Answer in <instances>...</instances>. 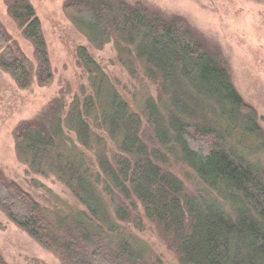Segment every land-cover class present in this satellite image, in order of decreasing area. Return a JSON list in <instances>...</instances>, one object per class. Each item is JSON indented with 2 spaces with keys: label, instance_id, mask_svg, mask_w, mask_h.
I'll use <instances>...</instances> for the list:
<instances>
[{
  "label": "trees",
  "instance_id": "1",
  "mask_svg": "<svg viewBox=\"0 0 264 264\" xmlns=\"http://www.w3.org/2000/svg\"><path fill=\"white\" fill-rule=\"evenodd\" d=\"M7 2L36 63L0 19V68L22 87L34 74L44 85L53 73L41 19L30 0ZM64 10L96 49L114 41L156 93L133 109L79 46L93 93L82 86L70 103L22 121L16 152L33 172L65 184L83 209L51 215L0 174V210L62 264H162L127 227H143L139 204L181 264H264V127L224 62L184 18L141 1L67 0ZM175 164L194 172L193 190ZM0 264H8L1 253Z\"/></svg>",
  "mask_w": 264,
  "mask_h": 264
},
{
  "label": "rangeland",
  "instance_id": "2",
  "mask_svg": "<svg viewBox=\"0 0 264 264\" xmlns=\"http://www.w3.org/2000/svg\"><path fill=\"white\" fill-rule=\"evenodd\" d=\"M66 1L30 0L41 19L48 43L53 73L51 80L41 85L34 74L33 80L22 87L0 68V174L8 183H15L49 209L51 215L56 211L67 213L69 209H83V206L73 192L53 175L37 174L18 159L16 130L22 121L48 113L54 103H70L82 86L93 93L88 75L78 63L77 48L85 46L89 49L133 109L144 94L150 90L156 93V86L149 82L142 70L134 75L124 65L114 41L103 49H96L77 30L65 14ZM127 1H141L166 16L184 18L206 48L227 66L236 88L245 101L256 108L264 127V0ZM7 3V0H0V19L36 63L34 47L8 13ZM67 133L77 142L74 133ZM99 133L106 137L110 147H114L106 133ZM173 170L189 189L195 188V174L190 168L175 164ZM139 210L144 219L143 227H127L148 243L162 264H181L154 224L146 219L140 204ZM0 253L8 264H62L54 253L11 221L2 210Z\"/></svg>",
  "mask_w": 264,
  "mask_h": 264
}]
</instances>
